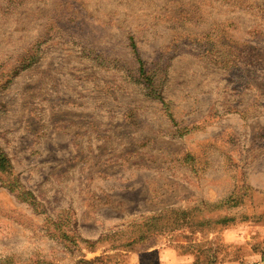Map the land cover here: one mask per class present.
Masks as SVG:
<instances>
[{
    "label": "rangeland",
    "instance_id": "obj_1",
    "mask_svg": "<svg viewBox=\"0 0 264 264\" xmlns=\"http://www.w3.org/2000/svg\"><path fill=\"white\" fill-rule=\"evenodd\" d=\"M0 264H264V0H0Z\"/></svg>",
    "mask_w": 264,
    "mask_h": 264
},
{
    "label": "trees",
    "instance_id": "obj_2",
    "mask_svg": "<svg viewBox=\"0 0 264 264\" xmlns=\"http://www.w3.org/2000/svg\"><path fill=\"white\" fill-rule=\"evenodd\" d=\"M0 169H2V170H12V168L10 166V163L7 162V165H6V161L4 159L1 160V162H0Z\"/></svg>",
    "mask_w": 264,
    "mask_h": 264
}]
</instances>
